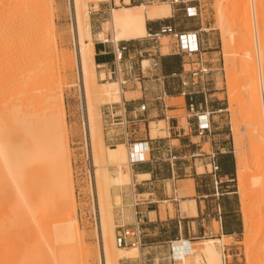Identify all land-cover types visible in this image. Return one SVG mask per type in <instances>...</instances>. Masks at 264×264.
I'll return each mask as SVG.
<instances>
[{
	"label": "rangeland",
	"instance_id": "rangeland-1",
	"mask_svg": "<svg viewBox=\"0 0 264 264\" xmlns=\"http://www.w3.org/2000/svg\"><path fill=\"white\" fill-rule=\"evenodd\" d=\"M16 1L0 0V127L2 129L1 134H3L1 137L12 148H21L25 144V149H28V139L20 128L22 119H27L25 116L29 119H40L46 116L54 107L51 101H54V99L47 97L54 96L58 100L61 95L60 98L63 99L65 106V118L68 128L67 138L70 149L76 219L83 237L82 239H76L68 234L64 236V232L60 231V224H62L60 222L66 217L67 212L65 204L64 207L62 206L64 199L60 195V187L57 188L55 183H51L49 186L43 183V179L49 178L48 175L55 171L52 170V168L55 169V166L52 167L51 165L49 167L47 164L46 166H38L36 164L37 166L31 165L30 167L28 165L30 170H28V167L25 168L24 177L22 180L20 179L22 185L18 182V179L14 182L12 178L8 179L7 175V178H5L0 169V264H5L13 254L18 255L22 252L24 254L26 251L24 256L26 255L30 260L34 256L31 261L36 259L34 261V264H36L37 259L38 262L41 261V250L43 251L46 243L44 238L50 241L54 247V256L46 264H85L86 256L82 245H88L93 248V253L96 254L95 249L98 243L96 231L99 220L98 212L96 213L97 198L99 203L100 200L103 201L107 212L109 211L113 215L112 230L115 240L116 222L114 209L120 203L117 201L114 203L111 197L113 186L110 181L111 176L117 175L118 166L106 157L99 158L97 165L100 166L98 179L101 185L99 190L101 195L99 194L97 198L95 196V200H93L90 184L92 172L89 166L91 149L87 146L85 124L83 125L84 113L81 106L77 69L75 66H71L63 71L60 69L56 59L57 52L67 55L76 53L71 1L30 0V4L25 7H19ZM197 2L201 8V17L199 18L184 16L183 11L178 10V6L172 10V6L168 1L161 0L157 2L149 0V2L143 4L148 7L166 4L170 7L169 13L171 15L164 17H168L171 23L178 24V29H201L203 58L211 69L208 75L209 79L207 78L204 81L207 84L206 88L210 89L207 93L212 94L209 97V100H212L211 102L209 101V104L218 103V106L223 109L221 112L214 114V119L223 132L220 138L222 141H230L234 144L233 152L236 150V137L240 138L238 139V142L241 143L239 145L243 151L245 150L246 160L250 161L249 152L254 145V138L252 137L255 130L252 126V120L254 119L250 93L252 85L249 86L248 84L253 83L255 81L254 78H258L255 75L259 74L257 58L251 57V59H248L244 56L247 51L252 55H256L253 22L251 21L252 15L250 22L245 18L248 4L251 10L250 0H197ZM88 3L89 6L92 5L89 0ZM246 3L248 4L246 5ZM132 5L139 4L132 3ZM101 7L103 9L106 6L103 5ZM32 9L41 11L43 17L40 20L23 19L22 21L23 15ZM149 42L150 45L160 48L162 53L176 49L177 44V40L172 36H161L158 42L153 40ZM106 48L109 49L110 46L107 45ZM144 57L146 58L147 56L145 55ZM148 64L149 62L146 61L145 65ZM246 65L251 67H249L250 70L247 69L248 66L246 67ZM189 68L187 66V69ZM253 69L256 70L255 75ZM98 82L101 83L99 79ZM128 94L125 95L127 98L139 96L138 93ZM169 103L184 107L183 98L170 99ZM98 104L99 119H97V124L98 122L99 124L97 126L101 130H99L100 133L96 134L97 137L95 136V143L99 147L101 143H103L104 147H110L104 141L105 127L101 112L102 107L109 103H100L99 107ZM170 114L182 115L183 123L186 124L184 119L186 110L184 108L182 111L171 112ZM165 127L164 122L159 124L151 123V130H154L151 132V136H164L163 128ZM51 132H53V129ZM123 168V170L126 169L127 171L126 167ZM199 171H203V168H200ZM254 173L261 174V179L264 181V154L256 161V166L246 173V176L250 177L249 175ZM138 179L141 180L142 178ZM131 183L133 184V176L132 181L128 185ZM14 184L17 185V189L21 190L24 188L25 190L26 187L27 189L25 192H22L23 189L21 192L19 190L21 193L19 195ZM41 184L50 188L47 189L46 187L45 190L47 191H44L42 189L44 185L41 188ZM231 184L235 185L234 189L238 191L239 200L241 192H250V195L252 194V191H250L251 187L248 185L244 190L241 188L237 180V173H235L234 181ZM19 185L21 188H18ZM58 190L60 194L57 192ZM261 202V197L254 199L253 196L249 202L250 212L253 214L252 218L254 217L253 221L255 220L252 227L253 233L251 231V234L246 236L243 226L240 234L224 237L222 238V243L217 245L224 264H264V229H262L264 228V221L259 218V212L262 209ZM161 205L162 211L168 208L171 215L174 210L178 209V206L171 202L162 203ZM241 210L240 206L239 214L243 221V211ZM161 216L164 217L163 214ZM261 221L262 223H260ZM170 228L173 227L170 226ZM214 229L217 232L215 224ZM221 237L207 236L202 238L193 248L199 249L201 247L200 243L205 239ZM23 254L20 257H23ZM165 255L166 257L168 256L166 251L163 249L158 250L153 258H162ZM139 258L121 260L120 264H139ZM92 261L91 264H99L95 255ZM161 262L159 260V264ZM165 262L169 264L166 260ZM150 263H154V260L150 261ZM39 264L42 263L39 262Z\"/></svg>",
	"mask_w": 264,
	"mask_h": 264
},
{
	"label": "crops",
	"instance_id": "crops-1",
	"mask_svg": "<svg viewBox=\"0 0 264 264\" xmlns=\"http://www.w3.org/2000/svg\"><path fill=\"white\" fill-rule=\"evenodd\" d=\"M130 3L143 4V1L130 0ZM103 5L106 7L102 9ZM111 9V2H100L97 11L90 14V24L96 73L99 77L104 74L111 78L108 81H115L113 43H102L98 38L104 31V23L111 18ZM164 24L178 25L171 23L168 17H161L148 20L147 31L158 32ZM107 36L110 37V34ZM148 40L141 38L118 42L128 47L121 66L124 77L129 81L122 90V103H109L111 106H103L101 110L104 127L111 120L125 119L128 121L130 138L148 141L150 146L148 159L132 166L133 184L113 186L111 197L114 203L115 198L118 195L120 197V205L114 209V219L118 225L132 226L138 218L136 212H139L143 230L139 264L153 260L154 263L150 264H159V260L161 264H167L165 260L169 264H181V259L175 262L172 256V248L181 240L192 247L207 236H222L215 238L222 239L223 236L232 237L242 232L238 191L231 184L236 173L235 150L233 152L234 144L220 138L223 132L214 114L223 109L218 103L209 104L212 94L207 93L210 90L206 88L207 84L191 83L187 66H192L189 62L195 57L188 58L176 49L162 53L160 48L150 45ZM142 51L144 53L140 55ZM147 51L151 56L145 53ZM146 61H149V65H145ZM105 77L99 80L106 81ZM183 80H189V85L183 86ZM128 93H138L139 96L127 98L125 94ZM160 96L163 97L161 101L157 100ZM176 98H183L184 107L169 103L170 99ZM192 103L194 110L190 109ZM143 104L146 110L141 112L140 106ZM183 108L186 110V124L183 123L182 115L170 114L182 111ZM201 114H207L210 122V130L202 137L197 133L198 116ZM151 122H164L165 135L151 136ZM104 138L107 144L106 135ZM120 139L119 144L125 145L124 138ZM213 161L219 165V171H213ZM200 168L203 171H199ZM138 175L147 177L139 180ZM191 181L192 192L187 187ZM168 202L178 206L173 216L168 208L164 212L161 209V204ZM162 249L168 256L154 259L155 252Z\"/></svg>",
	"mask_w": 264,
	"mask_h": 264
},
{
	"label": "bare ground",
	"instance_id": "bare-ground-1",
	"mask_svg": "<svg viewBox=\"0 0 264 264\" xmlns=\"http://www.w3.org/2000/svg\"><path fill=\"white\" fill-rule=\"evenodd\" d=\"M70 1H71V15L74 22V40H75L76 53L74 55H67L65 53L57 52L56 59L60 69L63 71L71 66H75L77 69L78 79L80 84L79 87L81 93V106L84 113L83 125L85 124L87 146L88 148L91 149L90 150L91 154H89L90 156L89 166L92 172V177H91L92 192L94 196H96L97 198L100 194L99 190L101 186L98 179L100 166L97 165V163L99 162V158L101 159V157H106L111 161L115 162L116 165L118 166L117 175L113 177L111 176L110 182L112 186H122L130 183L132 181L133 171L129 161L128 150L124 145L118 144L117 146L114 147H104L103 143H101L99 147L95 143V138L97 137L96 134L100 133L99 130H101L100 127L97 126L99 124V122L97 124V119H99V112L97 109L98 102L99 104L100 103L101 104L111 103L113 105L120 104L122 103V99H123V93H122L123 91L121 89L119 82L108 81V80L101 81V83L98 82V79H104L105 76L104 74H102L99 77L96 73L97 65L94 61L95 51H94V42L92 39L91 24H90L91 9H97L100 2L112 3L111 18L109 19V21L104 23V31L100 34V37L103 40L109 38L112 39L114 42L118 43L119 41L122 40L129 41V40H136L147 37L149 35L146 27L147 21L158 19L166 15L168 16L170 14L169 13L170 7L166 4L163 5L161 4L159 6L151 5V7H148L144 4L132 5L130 4V0H123V2L121 0H114V1L89 0V2L92 4L91 6H89L88 0H70ZM16 2L18 3L19 7H25L28 4H30V0H17ZM263 3L262 0H250L251 10L249 8V4L246 3V5L247 4L248 5L245 15V18L249 22L252 15L251 21L253 22L256 55H252L249 51H247L244 56H246L248 59L249 58L251 59V57L252 58L256 57L257 64L259 66L258 69L259 74H256L255 72L256 70H254L255 68L253 69L254 75L256 74L255 76H258V78L257 77L254 78L255 81L253 83L251 82L248 84L249 86L252 85V90L250 93L253 104L254 119L252 120L253 123L252 122L251 123L253 129L255 130V133L253 134L252 137L254 138V145L252 146L249 152L251 156V160L250 161L246 160V156L244 153L245 150L243 151L241 149V146L239 145L240 142H238L239 141L238 139L240 138L236 137L237 132L235 135L237 143L234 154L236 161L237 180L241 188L244 190V188H246L248 185L249 187L252 188V190L250 188V191H252L253 195L252 194L251 195L253 196V198L256 199L261 197L262 199L261 202L262 209L259 212L260 214L259 218L260 220L262 219V221H264L263 220L264 219V181L263 179H261L262 178L261 174L260 176L258 173H254L249 175L250 177H247L246 173L249 170L253 169L254 166H256V161L260 158L262 154H264V67H263L264 5ZM250 11L252 14L250 13ZM23 16L24 18L21 19L22 21L23 19L40 20V18L43 17L41 11H37L33 9L25 13V15ZM108 34H110V37L107 36ZM246 67L247 69H249L250 66L246 65ZM246 73L249 74V72L247 71ZM248 96L250 95L248 94ZM60 97L58 100H56L54 96L47 97L54 99V101L51 100L52 103L54 104V107L52 105L53 108L49 113L46 114V116L40 119L38 118L32 119L31 117H30L31 119H29L27 116H25L27 119L24 120L22 119L21 121L22 124L20 125L21 126L20 128L21 130L24 131L25 133L24 135L28 139L27 141V143L29 144L28 149H25V144L23 146L24 148L23 147L12 148L11 145L9 146V143L4 138L1 137V135L3 134H1L2 129L0 127V167H1L0 169L3 172L5 178H7L6 177L7 175L9 177L8 179L12 178L14 182L16 179H18L19 180L18 182L22 185L21 180L24 177L23 176L24 170L25 168L28 167V165L30 167L31 165L37 166L36 164H38V166L39 165L46 166V164L49 165V167L51 165L52 167L55 166V169L51 167L52 170L55 171L52 173L48 171L50 173V175H48L49 178L47 177V179H43L44 180L43 183L44 184L46 183L48 186L51 183L52 184L55 183V186H57V188L60 187L61 194L59 190L57 192L63 196L62 199H64L63 200L64 203L62 202V206L64 207L65 204L67 208L66 210L67 212L65 211L66 217H64V219L61 222L59 221L60 223H62L60 224L61 228L59 227L60 231L64 232V236L68 234L71 237H75L76 239H82L83 233L76 219V211H75L76 209H75V200H74L75 198L73 193V178L71 174L70 149L68 146V138H67L68 128L65 118V106L63 99ZM251 99L249 98V100ZM250 107L252 108V106ZM52 129L53 132H51ZM152 131L154 130L152 129L151 132ZM98 136L100 137V135ZM123 167H126L127 171L126 169L123 170L124 169ZM28 170H30V168ZM137 177L144 178L147 177V175H138ZM18 182H16V184H18ZM44 184H41V188L42 185ZM14 186H16L17 189V185L14 184ZM46 187L44 185L42 189H44V191H47L45 190ZM187 187L189 188V190L191 188V192H192V181L189 186L187 185ZM18 188H21L20 185L18 186ZM49 188L47 187V189ZM22 189H23L22 192H25L27 187L25 190L24 188ZM19 190L20 189H17L16 191L20 195L21 190L20 192ZM29 190H27V192ZM27 195L30 196L29 194ZM251 195L250 192L249 193L241 192V197H240V206L242 209L241 211H243L242 219L244 226V234L246 236L251 234V231L253 229L252 228L253 223L255 221V220L253 221L254 217L252 218L253 214L250 212V207H249L250 206L249 202L252 198ZM115 199L118 203H120L119 195ZM96 202H97L96 213L98 212L99 215L97 231H96V237L98 238L97 239L98 243L95 249L96 254L93 253V248L89 247L88 245H82V248L84 249L86 256L85 264H91L94 255L98 258L97 262L99 264H120L121 260L134 259L140 257L139 248L124 249L116 246L114 242L115 240L112 230L113 215L109 211L107 212V209L105 208L103 201L100 200L99 203L97 198ZM262 221L260 223H262ZM224 237L225 236H223V238ZM44 239L46 240V238ZM45 240H44V242H46L44 244L45 247L43 251L41 250L42 253L40 252L42 255L40 256V254H38L41 259V261L39 262H41L42 264L44 263L46 264L51 259V257L54 256V252H53L54 247L52 246L53 244L51 245L50 241L47 240L45 241ZM2 241L4 240L2 239ZM220 243H222V239H212V238L205 239L200 243L201 247L196 250L193 248V245L192 247H189V244L186 243L185 240H181V242L179 244H176V246L174 247L176 253L174 256L173 255L172 256L173 258H175V262L176 260L181 259L180 260L181 264H187L188 261L191 262L190 264H223L221 253L217 249V245H219ZM38 247L40 246L38 245ZM186 248H189V250L187 251ZM21 254H23V252L19 253L18 255L13 254L12 256H10L9 260L5 262V264L35 263L34 261L36 259L31 261L32 258H34V256L30 260L29 257H27L26 255L24 256V254L22 255L23 257H20ZM2 259L4 258L2 257ZM39 262L37 259L36 264H39Z\"/></svg>",
	"mask_w": 264,
	"mask_h": 264
},
{
	"label": "built area",
	"instance_id": "built-area-1",
	"mask_svg": "<svg viewBox=\"0 0 264 264\" xmlns=\"http://www.w3.org/2000/svg\"><path fill=\"white\" fill-rule=\"evenodd\" d=\"M143 3L149 2V0H142ZM152 1H161V0H152ZM168 1L172 8L175 9L177 6L179 7V11H184L185 16L188 18H199L201 17V8L198 5L197 0H163ZM97 10H92L91 13L96 12ZM90 13V14H91ZM201 29L198 30H180L174 24H164L160 27L158 32L149 33L146 39L153 40L154 42H158L161 36H172L177 40L176 50L180 54L187 56L190 59L189 65L192 66L188 70V74L191 78V83L193 85L204 82L206 77L210 74L211 69L208 67L207 63L203 58V42L201 39ZM98 38L102 43H113V53L114 60L116 62L115 71V81L119 82L121 89L128 84L129 79L124 77L123 68L121 66L125 53L128 52V47L126 45H121L119 43L114 42L113 40L109 41L107 39H101L100 34ZM144 52H140L142 55ZM148 56H151L150 52H145ZM149 62V61H147ZM149 65V64H148ZM197 65V67H195ZM142 68L143 64L141 63ZM106 80H111V78H105ZM133 80H138V78H132ZM190 83L189 80H183V86H188ZM184 94L186 92H183ZM157 100H163V97H158ZM106 106H111V104H107ZM190 109L194 110V104H190ZM146 105L143 104L140 106V111H145ZM112 116V114H111ZM207 114H201L198 116V135L204 136L210 130V122L207 120ZM128 121L123 119L122 121H114L111 120L105 125V135L107 145L110 147L117 146L120 142V138H124V144L127 147L129 153V161L131 167L136 163H141L146 161L147 155L150 150L148 141H139L130 138ZM104 135V137H105ZM105 141V138H104ZM215 158V156H213ZM213 171H219V165L213 161ZM90 184L92 189V179L90 177ZM92 199L95 200V196L92 192ZM136 221L132 226L118 225L115 226V244L119 248H140L142 246V238H143V230H142V222L139 218V212H136ZM187 247V246H186ZM189 247H191L189 245ZM188 251L189 248H186ZM176 253L175 248H172V255L174 256ZM175 260V258H173Z\"/></svg>",
	"mask_w": 264,
	"mask_h": 264
}]
</instances>
